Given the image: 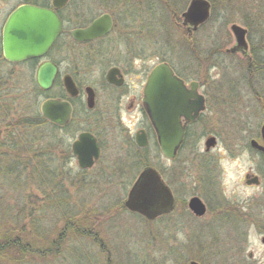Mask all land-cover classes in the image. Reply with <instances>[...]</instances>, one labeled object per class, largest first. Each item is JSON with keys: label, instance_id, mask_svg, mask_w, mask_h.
Returning <instances> with one entry per match:
<instances>
[{"label": "rangeland", "instance_id": "obj_1", "mask_svg": "<svg viewBox=\"0 0 264 264\" xmlns=\"http://www.w3.org/2000/svg\"><path fill=\"white\" fill-rule=\"evenodd\" d=\"M25 1L0 0V127L2 120L17 124L40 112L46 98L60 93L59 85L45 93L33 82L38 63L33 71V63L12 64L4 59V25ZM118 1L94 0L85 6L90 10L89 20L103 13L112 14L114 20L117 14L124 19L98 48L75 46L66 36L46 57L61 63L68 52L97 48L99 62L84 63L81 81L98 84L108 66L117 64L127 72V85L120 102L119 92L98 84L95 110L84 105L85 111L78 110L68 129L59 132L70 147L80 133H93L102 146L101 158L92 169L82 170L71 147L63 164L61 153L56 155L42 189L32 187L48 195V204H52L44 219H38L47 229L39 241L43 245L37 247L50 251L45 256L42 250L29 255L26 264H184L185 260L186 264H264V182L248 188L244 181L251 171L264 174V164L248 146L251 139L260 140L264 123V0H212L214 10L209 0L211 18L192 37L182 26V14L191 0ZM73 8L68 6L64 17ZM77 20L73 15L67 29H74ZM233 24L248 30V55L227 52L236 44ZM253 55L258 62L262 60L259 74L252 65L253 60L256 63ZM163 61L182 79L199 82L201 91L210 93L206 114L193 126L194 139L187 140L175 161L162 158L154 137H150L147 153L134 144L137 131L149 130L150 125L142 89L152 69ZM82 100L85 103L86 96ZM206 118L212 128L219 124L223 130L218 149L210 153L205 152ZM48 128L42 126L40 131L47 133ZM197 163L201 168H217L218 178L207 179L214 182V189H206V181L198 182L200 176L193 168ZM146 167L156 168L180 200L174 215L148 221L125 208L132 185ZM174 167L184 168V189L172 177ZM3 183L0 180V188ZM11 191L3 186L0 201H6L2 195H11ZM192 196L208 205V214L196 222L194 231L188 227L179 231L183 225L177 218L188 212L184 199ZM216 211L226 215L222 225H214ZM68 223L77 229H69ZM59 238L62 245L52 250L48 241Z\"/></svg>", "mask_w": 264, "mask_h": 264}, {"label": "water", "instance_id": "obj_2", "mask_svg": "<svg viewBox=\"0 0 264 264\" xmlns=\"http://www.w3.org/2000/svg\"><path fill=\"white\" fill-rule=\"evenodd\" d=\"M71 0H52L55 9L65 7ZM212 5L209 0H191L186 11L182 14V25L187 27L191 37L199 28L211 18ZM113 27V18L110 14L98 17L87 28L71 31L73 38L78 42H87L108 35ZM236 44L229 49V53L249 52L247 41L248 30L237 24L231 26ZM63 32V23L53 9L41 8L32 5H23L13 11L8 17L2 34V49L4 58L10 63H20L27 60L45 57L55 45L59 35ZM59 74V67L53 62L46 61L37 69L36 80L41 90L50 91ZM115 69L108 73L109 83L115 82ZM197 82H193L196 85ZM67 92L75 97L78 89L72 77L64 79ZM196 86L187 91L185 82L177 76L173 68L166 62L156 65L148 76L144 88V105L147 109L151 124L164 158L173 160L181 147L187 123L194 121L204 110L203 98L197 93ZM87 92V106L93 109L96 105L95 93L89 87ZM40 112L49 123L60 128L70 124L73 114L72 105L60 99L49 98L41 103ZM186 120L183 124L182 119ZM264 141V126L262 128ZM138 147L145 149L150 145V139L145 130L135 135ZM252 146L264 155V147L255 140ZM215 145V139L206 142L207 149ZM72 153L82 170L92 169L101 158V147L91 132H82L72 144ZM257 178H255V181ZM125 208L143 216L148 221H155L159 217L174 211L175 198L172 190L163 181L159 171L154 167H146L132 185ZM189 209L197 216L206 215L207 207L199 197L189 201ZM264 243V238L262 240ZM192 264H198L193 262Z\"/></svg>", "mask_w": 264, "mask_h": 264}, {"label": "trees", "instance_id": "obj_3", "mask_svg": "<svg viewBox=\"0 0 264 264\" xmlns=\"http://www.w3.org/2000/svg\"><path fill=\"white\" fill-rule=\"evenodd\" d=\"M37 1L26 0L25 3L35 4ZM75 1L77 3H89L94 0H73L72 7H74V11L77 8ZM228 1L234 2L233 0ZM245 1L247 2V0ZM118 2L121 3V0ZM211 2L214 10L216 2L212 0ZM73 3L76 4L73 5ZM116 16L115 30L124 21L118 14ZM82 22L88 23L89 16L84 17V21L77 20L75 25H82ZM253 59L256 63L253 60L252 65L254 64L259 74L263 65L262 60L260 59L261 61L258 62L254 55ZM172 68L174 69L173 66ZM176 73L181 77L178 72ZM33 82L35 81L33 80ZM57 85H59V82L56 83ZM36 88L38 90L37 85ZM45 125L49 126L47 133L40 131V127ZM70 125L60 128L49 123L43 118L41 112L37 111L28 118L17 122V124H13L8 120L5 123H3V120L1 121L0 175L2 174V178L0 180L4 182L5 189L11 188L12 191L11 195H2L6 198V201H0V264H26L29 255H38L39 251L42 250L41 254L45 256L50 251V249H39L37 247L43 245L39 241L45 238L44 235L47 229L44 225L38 224V219H44L47 212L52 209V204H48V195L39 191L35 192L32 187L36 186L38 190L42 189L41 186L46 181L50 164L57 162L55 157L58 153H61L60 164L64 163L67 155H71L69 143L59 134L61 130L68 129ZM153 137L156 139L154 132ZM140 151L147 153L150 149L148 147ZM23 175L26 177L23 178ZM2 188H0V191ZM15 193L16 195H14ZM41 195L44 196L43 199L40 197ZM28 226H30L29 230H27ZM67 226L72 230L77 229L75 226L70 227L69 223ZM64 236L65 234L62 235V237ZM32 237L35 239L32 240ZM61 241L62 239L59 238L48 241L47 244L52 246L53 250L56 246L62 245Z\"/></svg>", "mask_w": 264, "mask_h": 264}, {"label": "flooded vegetation", "instance_id": "obj_4", "mask_svg": "<svg viewBox=\"0 0 264 264\" xmlns=\"http://www.w3.org/2000/svg\"><path fill=\"white\" fill-rule=\"evenodd\" d=\"M72 1L73 0H71L65 7L61 8V9H55L53 7V5H52V0L50 2H47V1H44V0H38L35 4H33V3H24V4L20 5V6H23V5H32V6H37V7H41V8L53 9V10L56 11V13L58 14V16L60 17V19H61V21L63 23V32H62L61 35L58 36V38H57V40H56L55 45L53 46V48L57 45V43L59 42V40L61 38L66 37V36L70 40H73L75 46H89L90 45V46H96L98 48L102 42L108 40V38H110V36L112 34H114V32H115V28L116 27H115V20H114L113 15L110 14V13H107V14H110L112 16V18H113V27H112L111 32L108 35H106V36H104L102 38L96 39V40H92V41L78 42V41H76L73 38V36L71 34V31L72 30H75V29L87 28L98 17H100L101 15L106 14V13H103V14L97 16V17H94L93 19H90L88 23L82 22L83 23L82 25H79V26L75 25V28L74 29H70L69 30V29H67L68 28L67 24L70 21L73 20V15H75L76 18H78V20H80V21H84V17H86V16H89V17L91 16V14H89V12L85 11V9H86L85 6L87 5V3L79 2V3H77L76 10L75 11L73 9L70 10L67 18L64 17L63 12H64V10L67 9L68 6L72 5ZM81 17H82V19H79ZM184 28L187 30V27H184ZM97 48H95L93 50H83V49L80 50V49H77L78 51L76 53H74V52H68V54H65L64 55L61 63L54 62V61H51V60H49V59L46 58L48 56V54L51 52V50H52L51 49L50 52L45 57L35 58V59L27 60V61H24V62L12 63V64L33 63L34 64L33 71H34L35 64L38 63V66L36 67V73H37V69L39 68V66L42 63L46 62V61L53 62L54 64H56L59 67V74H58L57 80L55 82V85H56L57 82H59V87H60V93L58 94L59 97H56V98L55 97H48L45 100H47L49 98H55V99H60V100L69 102L72 105V108H73L72 119H71V122H70V124H71L73 122V120H74V118H75V116L77 114L76 112L78 110H81L83 112L85 111L84 105H86L87 109L90 110V111H94L95 110V108L97 107L98 99H99V91L101 89V88H99L97 86L98 84H102V85H104V86H106L108 88H111L112 90H114L116 92H119L118 99H119L120 102H121V99H122L121 98L122 97L121 92H122V90H124V88H126V85H127L126 84V81H127V72L125 71V69L121 65H117V64H110L108 66V70L106 71V73L104 74V76H102L99 79L98 84L86 83V82L81 81L80 76H81V74L83 72V69H84V63L85 62L86 63H88V62H93V63H96L97 62L98 63L99 62V59L98 58H99V56H101V54H99ZM230 54H233V53H230ZM234 54H238V53H234ZM246 55H248V54H246ZM39 62H40V64H39ZM111 69H115V77H114L115 82H118L121 85H117V84L109 83L108 82L107 76H108V73H109V71ZM36 73H35V80L34 81H36V83H37ZM175 74L178 76V74L176 73V71H175ZM67 76H70V77L73 78V80L75 82V85H76V87L78 89V95L75 96V97L71 96L67 92V90L65 88L64 79ZM148 76L146 78V83H145V85H144V87L142 89L143 97H142V100L141 101H142V104H143L144 111L146 113V118H147V120H149L150 125H149V130H147V129H140V130L137 131V133L139 131H141V130H145L146 133H147V135L149 136V139H150V137H153V132L155 133V131H154V128H153V126L151 124L149 115L147 113V109H146V107L144 105V102H143V99H144V88H145V86L147 84ZM183 80L185 82V87H186V90L187 91H192L193 90V87L196 86L195 88H197V93L203 98V101H204V110L199 113V115L196 117V119L194 121H191L190 123H187L186 129H185V136H184L183 143H182L181 147L178 150V153H177L176 158L173 159L172 161H175L178 158L179 153L185 148V145H186L187 140H189L190 138H191V140L194 139V136H193L194 135L193 126L196 125V124H199L202 121L203 116L206 114V112L208 110V103L210 102V93H208V92H202L201 91V86L202 85L199 82H197L196 85H193V82L194 81L188 82L185 79H183ZM55 85H54V87L51 90H53L56 87ZM207 86L210 87L209 84ZM89 87L93 88L94 93H95L96 105H95V107L93 109H89L88 106H87V97H88V95H87L86 90ZM50 91H48V93ZM43 92H45V91H43ZM45 93H47V92H45ZM85 96H86V102L84 103V102H82L83 101L82 99ZM80 106H81V108L79 109ZM130 106L132 107V106H134V104L132 103V104H130ZM182 122H183V124H186V120L184 118L182 119ZM209 123H210V125H209ZM204 126H206V128L209 127V129H208L209 132H206V135H204V137H207L206 138V141H205V152L206 153H210L211 151H215V150L218 149V147H219V141L222 138L223 130H222L221 125H219V124H216L215 125L217 128H212L213 126L211 125V121L208 122V119L207 118H206V121L204 122ZM263 126H264V123H263V125L261 126V129H260V140L251 139L249 141V145L248 146L250 148V152H253L257 157H259L260 161L264 164V155H263V153L261 151H259L258 149L254 148L252 146V144H251L252 141L255 140L256 142H258V144L260 146L264 147V141H263V138H262V128H263ZM63 128H65V127H63ZM155 135H156V133H155ZM210 138H214L215 139V145L213 147H211V149H207L206 142ZM97 140H98V138H97ZM156 140H157V136H156ZM98 142H99V140H98ZM134 142L136 144V141H134ZM99 144H100L101 151H102L101 143L99 142ZM157 149L160 152V155L162 156V158H164V156L162 155V152H161V149H160L158 140H157ZM200 165H201V163H199V164L197 163L196 165L193 166V168H195L197 170L198 177L200 176V180H198V182L203 181V184H204L205 181H206V185H207L206 189H208L209 187L211 189H214L213 188V187H215V185H213L214 182H211L210 180L208 181L207 179L212 178L213 180H215L216 177L218 178L219 173H217L218 172L217 168L214 167V168H212V170L210 168L209 169H205V168H201ZM171 174H172V177H174L175 182L178 183V185L181 187V189H184L186 187V185H187V184H184L182 182V179L183 178H184L185 181H187V179H185L186 175L184 174V168L183 167L182 168L174 167L171 170ZM160 175H161L163 181L165 182V184L171 188V186L168 185L167 182L164 180V176L161 173H160ZM255 178H257L256 181H255ZM244 181H245V185L248 188H257V187H260L263 184V182H264V174H262V173L260 174L258 172L254 173L253 171H251V172L245 174ZM199 186H201V185H199ZM171 190H172V188H171ZM172 193H173L174 198H175V208H174V211L171 212V213H169V214H167V215L161 216L158 219L167 217L169 215H174L176 213L177 204L179 203L180 200H178V198L175 196V193L173 192V190H172ZM193 197H199V196H192V197H190V199L188 201L184 199V203L187 202L188 212L185 213L184 216H181L180 218H177L178 223L183 225V226H180L181 228H178L179 231L180 230L184 231V228H186V227H188L192 231H194L196 222L197 221L204 220L206 218V215L208 214V208L209 207H208V205L200 197L199 198L204 202V204L207 207L206 215H204L202 217H199V216L195 215L189 209V201ZM134 214H136V213H134ZM249 214H250L251 217H254V213L251 212ZM246 216H247V214H246ZM225 217H226V215H225L224 212L216 211L214 213V219H215L214 220V222H215L214 225H222L224 223L223 219ZM157 220H155V221H157ZM251 257L252 256H250V258ZM193 262H196V261H191L189 264H192ZM186 263H187V260L184 261V264H186ZM196 263H198V262H196ZM198 264H200V263H198Z\"/></svg>", "mask_w": 264, "mask_h": 264}, {"label": "bare ground", "instance_id": "obj_5", "mask_svg": "<svg viewBox=\"0 0 264 264\" xmlns=\"http://www.w3.org/2000/svg\"><path fill=\"white\" fill-rule=\"evenodd\" d=\"M55 85V84H54ZM56 86V85H55ZM54 87V86H53Z\"/></svg>", "mask_w": 264, "mask_h": 264}]
</instances>
